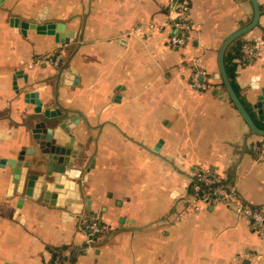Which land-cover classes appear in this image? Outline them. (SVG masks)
Here are the masks:
<instances>
[{"label": "crops", "instance_id": "crops-1", "mask_svg": "<svg viewBox=\"0 0 264 264\" xmlns=\"http://www.w3.org/2000/svg\"><path fill=\"white\" fill-rule=\"evenodd\" d=\"M258 1L250 37L264 34ZM252 15L250 0H192L190 39L174 48L168 0H0V158L25 150L29 163L21 189L0 168V264H51L57 252L66 264H264V236L247 217L224 203L192 206L203 166L264 210V137L215 93L219 47ZM22 21L72 35L24 33ZM198 69L204 91L192 84ZM236 82L264 125V47L239 60ZM49 130L70 143L73 169L50 190L55 204L46 182L26 194L28 176L45 174ZM93 220L104 230L89 244Z\"/></svg>", "mask_w": 264, "mask_h": 264}, {"label": "water", "instance_id": "water-1", "mask_svg": "<svg viewBox=\"0 0 264 264\" xmlns=\"http://www.w3.org/2000/svg\"><path fill=\"white\" fill-rule=\"evenodd\" d=\"M250 1L253 6V15L251 17V20L246 25L229 34L223 40L219 47V73L217 74V77L221 78V84L216 87L215 93H217L221 98H229L233 102L234 106L249 126L251 133L264 137V128L258 124L257 120L250 113V111L245 106L244 102L241 100L240 96L234 89L225 64V56L231 45L240 38H250L254 29L259 25L262 15L261 4L258 0ZM11 22L12 24H15L17 26L20 24V20L18 18L12 19ZM21 28L24 33L28 28H31L37 30L39 33L53 34L55 35L56 39L62 43H68L69 36L72 35V32L69 33V36L63 35L61 31H63L64 25L62 23H37L31 21H22ZM71 70L74 71L73 69ZM32 100L37 103L36 110H41V102L36 101L35 99ZM255 109L258 113V119L264 121V103L262 101H259L255 106ZM56 113V111H52L51 109L45 110V114L48 117L54 116ZM41 125L43 126L44 124L42 123ZM50 131L51 130H49V135L45 136V138H47V142L42 143L49 148V152L51 153V155L47 156L49 160L45 164V174L41 176L38 174H31L28 176L26 183V194L30 196L33 195L35 184L37 181H41V183L46 182V201H49L51 204H55V197L57 196V193H52L50 190H62L64 188V182L61 181V179L63 178H61V175H72L73 169L70 157V143H66L63 136H60L58 134L55 135L54 138L53 134H50ZM52 141L54 142L52 143ZM29 152H32V148L29 150ZM25 153V150L21 151L18 155V159L0 158V168H5L8 165L12 167L13 182L15 184H18V187L20 186V189L21 186L26 182L25 179L27 174L25 173V170L29 167L28 162H23ZM22 168H24V173H22ZM51 179L52 181L48 182Z\"/></svg>", "mask_w": 264, "mask_h": 264}, {"label": "built area", "instance_id": "built-area-1", "mask_svg": "<svg viewBox=\"0 0 264 264\" xmlns=\"http://www.w3.org/2000/svg\"><path fill=\"white\" fill-rule=\"evenodd\" d=\"M172 13V34L170 36V45L174 48L185 46L193 30V24L190 18L192 8V0H168ZM264 13V10H263ZM264 47V34L253 35L244 40L241 46L243 59L246 63H252L258 54V51ZM60 57L51 56L44 60L54 65H59ZM206 71L198 69L192 76V84L198 90L204 91L208 88L205 80ZM264 149V142L262 144ZM196 179L192 186L195 198L192 202L194 208H198L201 204L216 205L224 203L231 205L235 211L247 217L255 230L264 236V210L259 209L245 200L239 192L228 185L223 177L212 168L197 167L195 170ZM100 222L93 220L87 224V234L89 244L94 243L95 239L103 232ZM51 264H66L60 254H56Z\"/></svg>", "mask_w": 264, "mask_h": 264}, {"label": "trees", "instance_id": "trees-1", "mask_svg": "<svg viewBox=\"0 0 264 264\" xmlns=\"http://www.w3.org/2000/svg\"><path fill=\"white\" fill-rule=\"evenodd\" d=\"M243 42H244L243 38H240L237 41H235L231 45V47L229 48V50L225 56L226 69H227V72H228L229 77L231 79L232 85H233L234 89L236 90V92L238 93V95H239V87H238L237 82H236L238 63H239V60L243 61V63L245 62L243 59V54L241 52V46H242ZM259 125L264 128V125H261V124H259ZM56 254H60V252H57Z\"/></svg>", "mask_w": 264, "mask_h": 264}]
</instances>
